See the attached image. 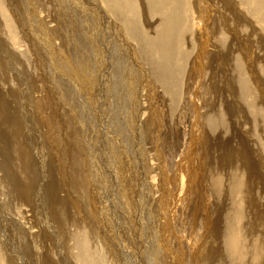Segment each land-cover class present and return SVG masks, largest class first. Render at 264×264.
Returning <instances> with one entry per match:
<instances>
[{
	"label": "rangeland",
	"instance_id": "rangeland-1",
	"mask_svg": "<svg viewBox=\"0 0 264 264\" xmlns=\"http://www.w3.org/2000/svg\"><path fill=\"white\" fill-rule=\"evenodd\" d=\"M32 1H0L7 10V16L5 15L4 19L0 17V23L2 22V24H4L6 19L10 22V17H14L13 19L15 21L22 20V22L16 23L15 27L10 23V26L14 29V33H16V43L11 34L5 35L0 33V264H133L130 256L136 255V253L139 255L136 247L141 249L137 244V242L139 243V236L144 240V242L141 241L144 244L141 250L145 253L142 255L144 257L142 260H145L147 264H155L154 261L156 257H159L160 264H179V261L180 264H182L183 261L184 264H191V255L194 257L191 250L201 248V246H196L201 245L204 238L207 239L209 235V217L206 216V211L210 209L214 210L217 205V202L214 200L215 193L212 190L210 193L208 189L212 188L211 180L208 176V166L210 164L212 166L214 161L218 160L226 163L225 158L218 156H215V159L213 157L209 160V151H216L217 149L216 152L220 153L219 146L223 139L219 133L214 132L212 125L209 124L211 120L214 119H210V117L219 116L220 113L227 111L232 113V119L235 121V117L238 113L237 104L233 98L234 95H232V93L228 94V90L226 91L224 80L221 78L220 73L212 80L216 65L221 71L220 66L217 64L218 59L215 58V53L219 50V41L214 37L216 34L210 37L209 50L201 53L202 45L200 44V40H202V37L200 29L203 23L199 24L200 20L198 21L196 16V18L193 17V21L195 22L193 31L198 30V34H196L191 41H186V49L191 52V56L187 58L182 76H180L179 98L177 97L175 99L171 93L169 94L164 90L160 83H157L152 73H149L152 77H147V81L145 80L146 82L142 84V74L139 72L137 75V68L132 66V54L129 53L128 49L123 46L114 35L109 39L110 42L112 41L111 44H113L112 52L114 53L113 57H115V59L112 58V62L115 65L113 68L110 67L109 71H103L105 66H102L101 62L100 67L103 68L100 69L98 59L101 61L102 56H100V52H97L98 48H96L94 36H92L90 32L95 24H89L92 18L91 16H87L88 13L85 18L80 16L81 19H76L71 17V14H66V16L65 14L61 15L66 9L64 8L65 11L61 10L63 7L59 6L56 0H54V4L51 0H49V2L46 0L43 3L42 0ZM47 4L49 7H53L55 12L48 11L47 8L49 7ZM201 4L203 5L202 9H206L209 6L212 9L213 15H216L214 17L219 18L221 11H219V7L215 5L213 1L204 0V3L201 1ZM32 7L35 9L33 10ZM34 12H36L35 15ZM1 15L2 12L0 10V16ZM62 22L66 23L63 25ZM206 22L207 21H204V23ZM25 25L33 30V32H31L32 35H30L29 28ZM24 27L27 30H25ZM107 27L106 25L105 28ZM57 30L59 31L55 32ZM42 34L45 38L47 34L48 37L51 36L50 38H53L54 43L50 45L53 50L43 45L42 38L41 44L43 46L42 50H39L38 43L40 42L35 43V38L36 35L42 37ZM72 37L77 38L78 42H74L75 38L72 40ZM228 38L230 39L229 42L232 41L231 45L233 48L239 43L233 35L231 36L229 34ZM80 42H82V45H80ZM56 50L59 52H56ZM120 50H124L125 52L123 53V51L121 52ZM54 52L57 53L55 57L57 58L59 56L57 60L61 59L62 64L68 61V64L66 63L65 65L66 68L64 67V72H62V70H60L61 73L58 71L60 65L57 70L54 69V65L56 64V61L52 57V53L54 54ZM122 56L124 59H122ZM199 58H201V62L196 67L194 61ZM61 62L59 61V63ZM127 62L130 64H127ZM122 63L126 64L122 65ZM68 68H71L72 71ZM71 73H74L73 76L76 73L77 75L80 74L79 79H75ZM108 73H110V76L107 77ZM19 75L22 78H20ZM133 75L137 79L138 76H140L142 82H136L135 79H132ZM110 77V88H108L109 91H105L107 92L106 97L108 95V104L110 103L112 109L114 108L117 110L115 123L110 118L108 120L111 133L116 140L113 146V152L115 156L117 154L121 156L122 153L126 155V151H128L127 156L129 155V158L125 157L124 162L116 161L117 165L120 163V168H126V170H128L126 174L129 173L127 176L129 178H127V185L123 184L122 186L119 174L115 171V180H117L118 184L116 186L117 191L114 187L112 188V185L108 186L101 175L97 174L94 178L90 169H88L91 167L90 164H88L89 166L86 164V168L83 166L84 170H86L84 171V176L81 172L79 175L76 174L75 167L71 165L70 156L66 157V155H64V164H61L60 161L53 162L52 159L56 158L53 148L56 149V146L55 144L54 146L50 145L51 141L57 140L61 143L62 147L64 146L65 149H68L67 153H69L74 142L78 144L77 141H79V144L81 142V145L84 144V146H82L83 153L80 152L81 149L78 147L76 148L79 149L77 150V157H79V153L83 154L82 156H85L81 158L85 160L88 154L96 152L98 153L95 156V159L98 161L97 167L99 170H103L102 165L104 163L101 160V156H99L101 152L94 150L98 141L97 134L99 135L101 129H103L102 126H99L97 116L99 114L98 111H100L99 104L96 103L98 94H94V91L97 82L98 84L100 81L105 82L107 81L106 79ZM72 80L73 82H71ZM132 80L135 82H131ZM63 81H65V83ZM67 81L69 83H67ZM18 82H20V84ZM25 82L28 83V87L24 86L23 83ZM129 83L133 85L128 86L130 85ZM136 83H140L138 84L140 86L136 85ZM148 85L150 86L148 87ZM137 86L140 88H136ZM61 87L63 89L65 88V94H63L64 99H62L63 95L56 94L57 89L59 88L61 90ZM27 88H29V91L26 90ZM85 88H88L87 91ZM88 90L89 92L91 91L90 93L93 96L90 95ZM132 93L134 95L136 93L138 97L132 95ZM46 95H48V100L44 99ZM80 98H82V100ZM127 98L129 100H127ZM135 98L141 100L139 104L140 108L136 107L139 101ZM121 99H124V103H122L123 101ZM133 102L137 104H135V110H139L135 112H137V115L141 118L140 124L142 125V129H140V133H142V148L139 147L141 150L138 148L137 144L136 146L134 145L135 148L132 144L134 143V136L132 133L136 131L132 124L133 113L132 111L130 112V108L134 107ZM118 107L120 108L118 109ZM94 108L99 110L96 111ZM113 112L115 113V111ZM182 117L184 118L182 119ZM94 119H97L98 122L97 120L95 122ZM237 121L239 122L238 126L240 128V125L242 126V120L237 118ZM243 121L245 120L243 119ZM119 122H121V124H119ZM92 123L94 124L95 130L94 127L91 126ZM129 124L133 127L128 128ZM121 125L122 128L120 127ZM97 126H99L100 130ZM238 126L233 127V132L227 134V137L223 140L224 142L231 140L233 145H238V133L235 132L240 131V137L243 134L242 129L240 130ZM87 127H89V129ZM252 127L253 123L248 121L243 131L246 134H254ZM91 132L92 134L94 133V137ZM107 135L108 142L112 137L110 133ZM249 141H251V139H249ZM126 143L127 145H125ZM40 145L42 149L45 148L40 150L41 155L44 154L45 156L44 170H42L39 160V158H41L40 153H38ZM48 145H50V148ZM120 145L127 146V149L123 147L124 150L120 153L122 149V147L119 148ZM132 148L135 151H132ZM42 151L44 152L42 153ZM74 152H76L75 149ZM141 153L144 158L143 156L141 158ZM113 155H111V157H113ZM83 159L82 161L84 162ZM133 161L137 162L134 163ZM260 163L261 162L258 161V164ZM121 164H124V166L122 167ZM134 166L135 168L139 167L136 169L137 171ZM142 169L146 174H144ZM211 172L217 173V170H211ZM262 173L263 169H259L255 173H250V175L252 174V176L254 175L255 177L257 193L252 189V185H248V183L252 182L251 178H248L245 190L246 196L244 195V200L248 202L243 203V207L245 209H247V207L251 208V211L249 218H247L248 223L245 224V222H243L244 225L238 226H242L241 236L243 242L241 243V248L245 247V250L240 248V252H244L242 253L244 255L246 254L245 260H253V257H256L254 253L259 243L260 260H258V264H264V175H262ZM54 178L56 181H54ZM67 179L69 180L67 181ZM63 180H66L67 183L70 181V185L72 184V180L75 184L84 180V182H82L84 183L83 188L86 189V193L77 191L73 187L63 188L62 183H65ZM97 180H99L100 186L103 188L106 187V189L101 191L100 187L98 188L97 186ZM191 182L193 183V187L191 188L190 186V189L188 186L190 184L192 185ZM17 184L22 187L24 186L23 188L25 190L27 189L28 197L22 198L21 194L15 193L14 188L18 186ZM50 189L51 191L53 190L52 193L56 195L54 194L51 198H48L47 196L52 194L49 192ZM104 191L109 198L111 197V200L115 197V199H118L117 206L113 204L119 212L126 213V219L128 221L133 220L135 208V213L139 221V230H137L135 225H131V231L128 230L126 228L127 224H122V221L115 227V220L113 216H111V211L108 210V208L106 209L103 202L104 199H102V196L105 197ZM190 193L192 200L188 203L186 199ZM125 196L127 197L125 198ZM203 196L207 198H203ZM255 196L257 198V204ZM62 199L66 202L64 209L62 208V203L56 202ZM94 200L98 203V206L97 203L94 205ZM125 200L128 204L125 203ZM75 202L78 203L82 209L80 213L75 207ZM248 204H250V206H248ZM204 205L207 210L204 208ZM253 205L255 207H253ZM258 211H260V214L257 213ZM221 214H216L215 217L221 219V221H217L213 224L214 227L216 226V230L221 228L222 231V222H224L225 217H220ZM214 215L215 214H213V216ZM117 216H120V214H117ZM107 220L109 222H106ZM111 222L112 224H110ZM79 223H81L80 226L78 225ZM257 223L258 227L251 229V231L248 229L251 228V225H256ZM191 226H193L195 233H189ZM226 227H228L227 223ZM83 231H86L87 235H83ZM185 233H188V235ZM222 234H224L223 231L221 235ZM224 235L226 238L223 240L220 239L219 241V248L221 251V246H226L225 242L231 238V232ZM86 236L88 240L84 241ZM243 244H245V246ZM82 245L88 246L91 255L89 258L92 257L90 261L87 258L83 261L78 259L80 258ZM122 245H124L130 255L122 251ZM204 247L211 250V246L209 245ZM204 247L202 246V248ZM208 250L204 249L202 253L211 252H208ZM229 252L230 250L226 252L228 260L232 258ZM207 259L209 261L202 264H210L211 260H219L218 257L214 259L208 257ZM134 261L135 264H140L138 260Z\"/></svg>",
	"mask_w": 264,
	"mask_h": 264
},
{
	"label": "bare ground",
	"instance_id": "bare-ground-1",
	"mask_svg": "<svg viewBox=\"0 0 264 264\" xmlns=\"http://www.w3.org/2000/svg\"><path fill=\"white\" fill-rule=\"evenodd\" d=\"M45 1L46 0H42V3ZM51 1L54 4V0H51ZM56 1L58 2L59 6L63 7V9L61 8V10L65 11L64 8L66 9L65 12H63V13L60 12L61 15L65 14V16H66V14H71V17H74L76 19H79L80 16H83L85 18L87 13L89 14V15L87 14V16H91L92 20L89 21V24L91 23L92 25L93 24H95V25H93V29H91L90 32H91L92 36H94L95 40L93 38L92 39L94 40V42L96 44V48H98L97 52L98 53L100 52L99 54H100V56H102L101 61L98 59V63H99V67L101 66L100 65L101 62H102V66H105V69L103 71H106V70L109 71L110 70L109 68L110 67L113 68L115 65L112 62V58L115 59V57H113L114 53L112 52V50H113L112 45L113 44H111L112 41L110 42V39H109L110 37H112L114 35V37L116 36V38L122 43V45L128 49L129 53L132 54V57H133V59H132L133 65L132 66L137 68V70H138L137 75L139 72L142 74L141 75L143 78L142 84H144L147 81L146 80L147 77H149V76L152 77V75H153L154 78L156 79L157 83H160L162 85V87L164 88V90H166L169 94L171 93L175 99L177 97L179 98V96H178L179 92L178 91H179V87H180V84H179L180 76H182L184 67L186 65L187 58L188 57L190 58V56H191V52L186 49V46H187L186 41L187 40H188V42L191 41L193 39V37L196 34H198L197 33L198 30L193 31L194 30L193 25L195 24V22L193 21V17L194 18L197 17L198 21L200 20L199 24L203 23L201 29L199 26L201 37H202V40H200L201 41L200 44L202 45L201 46L202 47L201 53L203 51L209 50V48H210V37L215 35V34L217 35V36L215 35L214 37L216 40L219 41V44H218L219 50H218V52L215 51L216 52L215 58L218 59L217 64L220 66L221 71L216 65L215 71L213 70L214 71V74H213L214 77L212 80H214L215 77H217V74L220 73L221 78H223V80H224V85H225L226 91L228 90V94L232 93V95H234L233 98L236 101V104H237L236 107H237L238 113L235 117V121H233V119H232V113L227 112V111L224 113H220L221 115L219 114V116L210 117V119H213V118L214 119L211 120V122L209 124L212 125L214 132L219 133L220 136L223 137V139L221 140V144L219 146V152L220 153L216 152L217 149H216V151L215 150L209 151L210 152L209 160L212 159L213 157L215 159V156H218V157L225 158L226 163H223L222 161L218 160V161H214V164L211 166V164H210L211 161L209 162L210 165L208 166V176L210 177L212 188H208V189L210 190V193H211V190L215 193L214 200L217 202V205H216V208L214 210L213 209L207 210L206 206L204 205V208L207 210L206 216L209 217V226H208V234L209 235L207 236V239L204 238L201 245L196 246V247L201 246V248H196L194 250H191L192 254L194 255V257L191 255V257H192L191 264L207 263L209 261L207 259L208 257H211L212 259H214L216 257L219 258V260H214V261L211 260L210 264H258V260H260L259 259L260 247L258 245L259 243L257 244V247L255 246L256 252L254 253V256L256 255V257H253V260H245L246 254L244 255V254H242L244 252H242V253L240 252L241 243L243 242V239L241 236L242 226H240V227H238V226L244 225L243 222H245V224L248 223L247 218H249L250 211H251V208L247 207V209H245L243 207V203L248 202L247 200H244V195L246 193L245 192L246 183H248L247 182L248 178H251V181H252L251 183H248V185H252L253 186L252 189L255 190L257 193L255 177H254V175L252 176V174L250 175V173L251 172L255 173L259 169H263L262 175H264V106H263V104H264V0H209L210 2L213 1V3H215V5H217L219 7V11H221V14H219V18L214 17L216 15H213L212 9L209 6L206 9H204V8L202 9L203 5L201 4V1H202V3H204V0H56ZM47 2H49V0ZM47 6H48V4H47ZM32 8H33V10L35 9L34 7H32ZM0 10L2 12V15L0 17H2L4 19L5 15L7 16V10L5 9V6L3 5L2 2H0ZM47 10L50 12H55V9L51 6L49 8H47ZM29 14H30V12H29ZM35 14H36V12H34V15ZM13 18L10 17V22L8 19H6V22L4 24H2V22L0 23L1 25H4V26L0 25L1 26L0 33L5 34V35L11 34L12 38L14 39V41L16 43V40H15L16 33H14L13 27H15L16 23L22 22V20L20 19L18 21H15ZM203 20L207 21V22L204 23ZM10 23L12 24L13 27L10 26ZM65 23H63V25ZM87 24H88V22H87ZM28 25L31 26L30 24H28ZM106 25L108 26L107 28H105ZM25 26H27V25H25ZM33 27H35V26H33ZM24 29H25V27H24ZM25 30H27V29H25ZM29 31H30V35H32L31 32H33V30H31V28H29ZM58 31L59 30H57L55 32H58ZM61 32L63 33L62 29H61ZM62 33H61V35H62ZM229 34L231 36L232 35L235 36V38L239 41V43L236 44L234 48L231 45L232 41L229 42V40H230L228 38ZM3 37H4V35H3ZM50 37H48V34H47L46 38H45V36H43V34H42V37H39L36 35L35 43L40 42V43H38L39 50L40 49L42 50L43 45H45V47H50V45L52 43H54L53 38L51 39ZM41 38L43 39V45L41 44ZM74 38L75 37H72V40H74ZM76 41H77V38H75L74 42H76ZM80 43H81L80 45H82V42H80ZM46 44H47V46H46ZM76 45H77V43H76ZM189 47H190V45H189ZM79 48H81V47H79ZM115 48H117V47H115ZM50 49H51V47H50ZM51 50H53V49H51ZM57 51L58 50H56V52ZM122 51H123V53L125 52L124 50H122ZM56 52H54V54L52 53V57L56 61V64L54 65V69L57 70L58 66L60 65V68L58 69V71L60 72V70H62V72H64V69L66 68L65 65L68 61L66 60L67 62L66 63L64 62V64H62L61 59L57 60V58L59 56L57 58L55 57V55L57 54ZM110 53H112V54H110ZM119 55H120V53H119ZM122 59H124L123 56H122ZM129 59H131V58H129ZM59 61L61 63H59ZM50 62H52V61H50ZM122 62H124V61H122ZM194 62H195V65L197 67L199 65V63L201 62V58H199L198 60H196ZM116 63L119 64L118 62H116ZM128 63L129 62H127V64ZM124 64H126V63H124ZM124 64L122 63V65H124ZM72 66H74V65H72ZM71 68H68V69H71ZM101 68H103V67H100V69ZM76 69H77V67H76ZM130 70H131V68H130ZM210 70H211V68H210ZM66 71H67V69H66ZM71 71H72V69H71ZM134 72H135V70H134ZM129 73H130V71H129ZM149 73L150 74L152 73V75H149ZM73 74H72V76H73ZM75 75L73 77L75 79H77V78L79 79L80 74L77 75V73H76ZM108 76H110V73L107 74V77ZM19 77L22 78L20 75H19ZM129 78H131V77H129ZM110 79H111V77L109 79L107 78L106 79L107 81H105V82L100 81L101 83L99 82V84L97 82L96 89L94 91L95 92L94 94H96V93L98 94L96 97V103L99 104V109H100V111H98L99 114L97 115L98 120H99V126L100 127L102 126V128H103V129H101V132L99 133V135L97 134V136H98L97 140L98 141L95 139L97 141V143H96V147L94 150H98V152H101V155H99V156H101V158H102L101 160L104 163L102 165L103 170H101V169L99 170V168L97 167L98 161H97V159H95V156L98 153L92 152L93 154H88L85 160L83 158H81V157L85 156V155L82 156L83 154L79 153L80 158L77 157V153H78L77 150L81 149L80 152L83 153L82 152V146H84V144L81 145V142H80V144H79V141H77L78 144H76L74 142V145L72 148H70L69 153H67L68 149L67 148L65 149L64 146H63L64 147L63 148L59 141L53 140L50 142V140H49V142L51 143L50 145L54 146V144H55V146H56V149L53 148L55 150L54 155L56 157L54 159L52 156L53 162L60 161L61 164H64L65 163L64 155H66V157L70 156L69 159H70L71 165H73L75 167V172L77 175H79L80 172H81V174H84V171H86V170H84L83 166H85L86 164L87 165L90 164L91 167H89L88 169H90V172L94 176V178L96 177L95 175H97V174L101 175L105 179L106 184L108 186L112 185V188L114 187V189L116 190V188H117L116 186L118 184H117V180H115V171H117L118 173L117 172L116 173L119 174V178H120V182L122 183V186H123V184L127 185V181H128L127 176L129 174V173L126 174V171H128V170H126V168H120L119 167L120 163L117 165L116 161L118 160L120 162H124L125 157L129 158V155L127 156L128 151H126V155L122 153L121 156H119L117 154L118 155V157H117V155L115 156V154L113 152V146H114L116 140H115L113 134L111 133V130H110L111 127H110V123L108 120L110 118L115 123V119H116L115 117L117 116V113H116L117 110L114 108L112 109L110 103L108 104V98H107L108 95L106 97L107 92H105V91H109L108 88H110V86H109L110 85L109 84ZM132 79H135L136 82H142L140 79V76H138V79L140 81L136 77H134V75H133ZM135 81L132 80L131 82H135ZM151 81H153V80H151ZM63 82L65 83V81H63ZM71 82H73V80ZM18 83L20 84V82H18ZM67 83H69V82L67 81ZM79 83L82 84L81 82H79ZM148 83H149V81H148ZM23 84L25 87L28 85L27 82H25ZM138 84H140V83H138ZM138 84L136 83V85H138ZM60 85H62V84H60ZM132 85L130 84L128 86H132ZM138 86H140V85H138ZM138 86L136 88L139 89L140 87H138ZM149 86L150 85H148V87ZM134 87H135V85H134ZM58 89H57L56 94H61V95L65 94V88L63 89L61 87V90L60 89L58 90ZM87 89H86V91H87ZM26 90L29 91V88H27ZM132 91H133V89H132ZM156 91H157V89H156ZM88 92H89V90H88ZM87 95H88V93H87ZM90 95H92V94L90 93ZM129 95H131V94H129ZM132 95H134V94L132 93ZM135 95L137 96L136 93H135ZM42 96H44V95H42ZM92 96H90V97H92ZM113 96H114V94H113ZM152 96H153V94H152ZM47 97H48V95H46L44 97V99L48 100ZM65 98H66V95H65ZM87 98H89V97H87ZM62 99H64V95H63ZM80 99L82 100V98H80ZM135 99H137V98H135ZM50 100H51V98H50ZM110 100H111V97H110ZM127 100H129V99L127 98ZM93 101H95V100H93ZM100 101H102V102H100ZM138 101H139L138 106H136V107L140 108L139 104H140L141 100H138ZM119 102H120V100H119ZM96 103H93V104L97 105ZM122 103H124V101ZM135 104L136 103H134V107L131 106L132 108H130V112L132 111V113H133L132 124H133V126L137 132L134 131L132 133L134 136L133 137L134 143H132L131 141L130 142L133 144V146L134 145L136 146V144H137V146L139 148L142 145L141 144V134L142 133H140L141 132L140 129H142V127H141L142 125L140 124L141 118L137 115L138 114L137 112L139 109L135 110ZM119 108L120 107H118V109ZM94 109L96 110V108H94ZM99 109H97V110H99ZM113 111H115V113ZM135 111H137V112H135ZM93 115H94V113H93ZM13 116H15V115H13ZM183 118L184 117H182V119ZM237 118L242 120V126L240 125V128L238 126L239 122L237 121ZM243 119L245 121H243ZM15 120H17V119H15ZM96 120H95V122H96ZM98 120H97V122H98ZM128 120H130V119H128ZM248 121L253 123L252 129H253L254 134H246L243 131L244 130L243 128L246 127V124L248 123ZM44 122H45V120H44ZM127 123H128V121H127ZM119 124H121V122H119ZM130 124H131V122H130ZM130 124L128 125V128L133 127ZM202 124H203V122H202ZM88 126H90V125H88ZM91 126L94 127V124L92 123ZM95 126H96V123H95ZM99 126H97V127L99 128ZM234 126H238V128L240 130L242 129V133H243L242 136L240 137V131L235 132V133H238L237 134L238 135V145L237 146L233 145L231 143V140H227L225 142L223 141L224 138L227 137V134H229V132H233L232 130H233ZM120 127L122 128V125ZM87 128L89 129V127H87ZM94 130H95V127H94ZM99 130H100V128H99ZM193 130H194V128H193ZM77 133H79V132H77ZM109 133H110V136L112 137V139L108 141L110 143L107 142V136H108L107 134H109ZM88 134H89V131H88ZM91 134H92V132H91ZM89 136H90V134H89ZM93 137H94V135H93ZM93 137H92V139H93ZM95 137H96V134H95ZM249 139H251V141H249ZM69 140H70V138H69ZM83 143H84V141H83ZM63 144H65V143H63ZM50 145H48L49 148H50ZM125 145H127V143ZM135 146H134V148H135ZM77 147L79 149H76ZM121 147H122V149H121L120 153L123 152V150H124L123 147H125L127 149V146L120 145L119 148H121ZM131 147H132V145H131ZM229 147L231 150V154H230ZM43 149H45V148H43ZM43 149H42V146L40 145V149L38 150L39 151L38 153H40V156H41V158H39V160L41 162L42 170L45 169V162H44L45 156H44V154L41 155V152H40V150H43ZM74 149L76 150V152H74ZM89 149H91V148H89ZM133 150L134 149L132 148V151ZM140 150H139V152H140ZM43 152L44 151H42V153ZM111 155H113V157L115 156L114 159H113V157H111ZM142 156L143 155L141 153V158H142ZM143 158H144V156H143ZM82 159L84 160V162L82 161ZM87 160H88V163H87ZM258 161L261 163L258 164ZM129 162H128V164H129ZM136 162H134V163H136ZM124 164L123 165L121 164V166L123 167ZM189 164H191V163H189ZM127 165H126V167L128 169ZM132 165H134V164H132ZM50 166H51V164H50ZM85 168H86V166H85ZM134 168H135V166H134ZM134 168H130V169H134ZM138 168L136 167L135 170ZM190 169H192V168H190ZM211 170L212 171L217 170V173H212ZM59 171H60V169H59ZM142 171H143V169H142ZM142 171H141V173H142ZM64 172H65V169H64ZM71 172H73V171H71ZM260 172H261V170H260ZM60 173H62V172H60ZM136 173H138V172H136ZM144 174H146V172H144ZM190 174H191V172H190ZM86 175H88V174H86ZM81 176H83V175H81ZM84 176H85V174H84ZM142 176H143V174H142ZM79 179H80V177H79ZM68 180L69 179H67V181ZM51 181H52V179H51ZM54 181H56L55 178H54ZM63 181H65V183L64 182L62 183L63 188L73 187L77 191H82V192L86 193V189L83 188L84 180H81V182L78 181L80 183H77V184H75L72 180L71 185H70V181H69V183H67L66 180H63ZM142 181H144V180H142ZM85 182H86V178H85ZM97 183H98L97 186H98V188L100 187L101 191L103 189H106V187L103 188L102 186H100L99 180H97ZM187 185H188V181H187ZM190 186L192 188L193 183H192V185L190 184L188 187L190 188ZM23 187L18 185L14 188V190H15V193L21 194L22 198H26L29 195H27V191H26L27 189L25 190ZM29 190H31V189H29ZM40 191H41V189H40ZM59 191H60V189H59ZM49 192L52 193L53 190L51 191V189H50ZM112 192H113V190H112ZM191 193L189 194V196L186 199V201H188V203L192 200ZM54 194L55 193L49 194L47 197L51 198L52 195H54ZM130 194H131V192H130ZM104 195L106 198L102 196V199H104L103 202L105 204L106 209L108 208V210L111 211L110 212L112 214L111 216H113V218L115 220V227L117 225H119L120 221H122V224L123 223L127 224L126 228L128 230L131 231V229H132L131 225H135L137 227V230H139L138 229L139 228V225H138L139 221H138V217L136 216V213H135V208H134L133 220L128 221L126 219L127 218L126 213L125 212H119L118 209L115 207V205L117 206L118 199H115L116 198L115 197L114 198L115 200L114 199L111 200L110 199L111 197L109 198L108 195L105 194V191H104ZM112 197H114V196H112ZM126 197L127 196H125V198ZM203 198H207V197L203 196ZM38 199H39V197H38ZM182 201H184V200H182ZM255 201L257 204L256 196H255ZM56 202L62 203V208L64 209V206L66 203L64 199L57 200ZM93 202H94V205H96L97 202L95 200ZM125 203L128 204V202H126V200H125ZM75 204H76L75 207H76L77 211L80 213L82 210L80 205L76 202H75ZM250 204H248V206H250ZM97 206H98V203H97ZM183 206H184V204H183ZM253 207H255V206L253 205ZM93 208H94V206H93ZM127 208H128V206H127ZM127 208H125V209H127ZM98 209H99V207H98ZM99 211H100V209H99ZM259 212L260 211H258L257 213L260 214ZM219 213L220 214L222 213L220 217H225L224 222H222L223 223L222 224L223 233L227 235L228 232L229 233L231 232V238L229 240H227V242H225L226 246H224V245L221 246L222 251L219 248V243H220L219 241H220V239L223 240L226 237L224 234L221 235V233H222L221 228L218 227L219 229L216 230V226L214 227V224H213V223H216L217 221L218 222L221 221V219L215 218L216 214H219ZM117 214H120V216H117ZM213 214H215V215L213 216ZM193 220H195V219H193ZM110 221H112V220H110ZM86 222H87V219H86ZM106 222H109V221L107 220ZM226 223H227L228 227H226ZM110 224H112V222ZM182 224H183V222H182ZM196 224H198V223H196ZM78 225L80 226L81 223H79ZM113 226H114V222H113ZM201 227H203V226H201ZM255 227H258V223L256 225H251V228H248V229L251 231V229H253ZM92 231H93V229H92ZM218 231H220V232H218ZM189 233H195L193 226H191V230H189ZM84 234L87 235V232L83 231V235ZM185 234L188 235V233H185ZM176 237H177V235H176ZM141 238L142 237L139 236V243L137 242V244L141 247V249H143L144 240H142ZM87 240H88V237L86 236L84 238V241H87ZM141 241H143V242H141ZM261 241H263V240H261ZM129 244L132 245L131 243H129ZM138 245H136V246H138ZM208 245L211 246V250H208L207 248L204 247V246H208ZM243 245L245 246V244H243ZM136 246H134V247H136ZM202 246L204 248H202ZM136 248L138 250L139 255L136 253V255L130 256L131 261H133V264H135L134 260H138V262L140 264H147L145 260H142V259H144V257L142 255H144L145 253L141 249H139L138 247H136ZM244 248H241V249L245 250ZM81 249L82 250H81L80 258H78V259L83 261V260H86V258H87L90 261L92 259V257L89 258V256H91V255H90V251L88 250V246L82 245ZM204 249L208 250V252L209 251H211V252L202 253V251ZM229 250H230V252H229L230 256H232V258L228 260L226 252ZM122 251L124 253L130 255V253H128L127 250L125 249L124 245H122ZM183 258H184V254H183ZM154 262H155V264H160L159 257H156ZM87 263H89V262H87ZM179 264H180V261H179ZM182 264H184V261L182 262Z\"/></svg>",
	"mask_w": 264,
	"mask_h": 264
}]
</instances>
